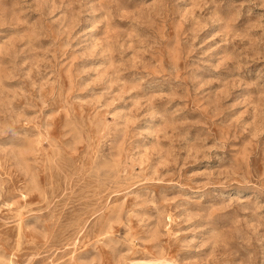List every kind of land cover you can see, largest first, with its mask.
<instances>
[{"label":"rangeland","instance_id":"obj_1","mask_svg":"<svg viewBox=\"0 0 264 264\" xmlns=\"http://www.w3.org/2000/svg\"><path fill=\"white\" fill-rule=\"evenodd\" d=\"M147 263L264 264V0H0V264Z\"/></svg>","mask_w":264,"mask_h":264},{"label":"bare ground","instance_id":"obj_2","mask_svg":"<svg viewBox=\"0 0 264 264\" xmlns=\"http://www.w3.org/2000/svg\"><path fill=\"white\" fill-rule=\"evenodd\" d=\"M148 263H149V262H148ZM148 263H147V264H148Z\"/></svg>","mask_w":264,"mask_h":264}]
</instances>
